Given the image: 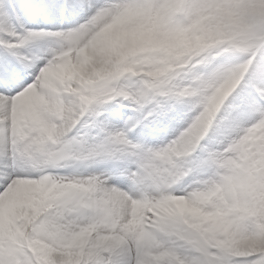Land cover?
<instances>
[{
	"label": "snow or ice",
	"instance_id": "6c2138e0",
	"mask_svg": "<svg viewBox=\"0 0 264 264\" xmlns=\"http://www.w3.org/2000/svg\"><path fill=\"white\" fill-rule=\"evenodd\" d=\"M0 264H264V0H0Z\"/></svg>",
	"mask_w": 264,
	"mask_h": 264
}]
</instances>
